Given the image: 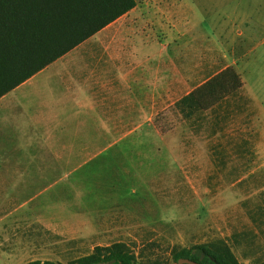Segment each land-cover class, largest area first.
I'll return each instance as SVG.
<instances>
[{
  "label": "rangeland",
  "instance_id": "374dc122",
  "mask_svg": "<svg viewBox=\"0 0 264 264\" xmlns=\"http://www.w3.org/2000/svg\"><path fill=\"white\" fill-rule=\"evenodd\" d=\"M139 1L152 15L176 8L180 30L196 37L160 50L175 63L163 58L151 78L161 93L175 81L169 106L139 105V128L104 129L111 144L97 143L104 154L72 175L1 191L0 264H68L118 241L137 264H177L174 247L215 238L242 264L264 260V0ZM227 65L242 88L182 114L176 102ZM56 216L64 218L57 235L42 220Z\"/></svg>",
  "mask_w": 264,
  "mask_h": 264
},
{
  "label": "crops",
  "instance_id": "0c3cea01",
  "mask_svg": "<svg viewBox=\"0 0 264 264\" xmlns=\"http://www.w3.org/2000/svg\"><path fill=\"white\" fill-rule=\"evenodd\" d=\"M136 6L0 97V192L72 175L104 154L97 143L111 144L104 129L139 128V105L169 106L175 81L161 93L151 78L163 58L175 63L160 50L187 47L196 37L180 30L176 8L162 12L168 25L161 27L162 15ZM42 220L62 234V216Z\"/></svg>",
  "mask_w": 264,
  "mask_h": 264
},
{
  "label": "trees",
  "instance_id": "16d2710c",
  "mask_svg": "<svg viewBox=\"0 0 264 264\" xmlns=\"http://www.w3.org/2000/svg\"><path fill=\"white\" fill-rule=\"evenodd\" d=\"M136 0H0V97L131 10ZM243 86L240 73L227 66L176 102L182 114L207 110ZM174 262L186 257L202 264H242L222 238L174 247ZM26 264H65L33 260ZM68 264H137L121 241L96 245ZM159 264V263H152ZM255 264H264V260Z\"/></svg>",
  "mask_w": 264,
  "mask_h": 264
},
{
  "label": "water",
  "instance_id": "95a60500",
  "mask_svg": "<svg viewBox=\"0 0 264 264\" xmlns=\"http://www.w3.org/2000/svg\"><path fill=\"white\" fill-rule=\"evenodd\" d=\"M177 264H202V263L190 258L183 257L178 260Z\"/></svg>",
  "mask_w": 264,
  "mask_h": 264
}]
</instances>
